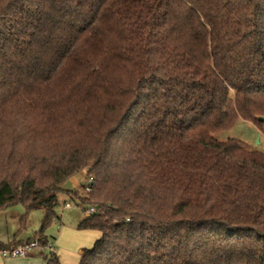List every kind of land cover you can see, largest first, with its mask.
Returning <instances> with one entry per match:
<instances>
[{"label":"trees","instance_id":"obj_1","mask_svg":"<svg viewBox=\"0 0 264 264\" xmlns=\"http://www.w3.org/2000/svg\"><path fill=\"white\" fill-rule=\"evenodd\" d=\"M259 117L264 0H0V211L44 209L27 241L64 197L96 208L79 264H264V153L214 136Z\"/></svg>","mask_w":264,"mask_h":264},{"label":"rangeland","instance_id":"obj_2","mask_svg":"<svg viewBox=\"0 0 264 264\" xmlns=\"http://www.w3.org/2000/svg\"><path fill=\"white\" fill-rule=\"evenodd\" d=\"M214 136L219 140H227L230 138L242 140L245 142L249 150L264 153V130L260 129V127L252 121H246L240 118L231 128L218 131ZM75 181L76 183L73 184L75 187L74 189L83 193L84 186L86 182H88L87 172L85 171L78 174ZM64 200V197H62L61 204L57 207L60 219L54 221V223L47 229L46 233H51L55 237H59V231L63 229L60 236V244L66 252L67 258H74V261H78L79 263L81 256L79 257V255L74 252L77 244L82 243L81 245L83 248H92L98 238H93L92 236L88 237V234H90L89 231L78 227L79 221L88 213L84 212L81 206H77L74 201H70L69 199L66 201L71 203V207L65 206L66 201ZM44 212V209H39L33 212L34 215L31 217L30 224L28 225V233L31 235L35 231L32 230L33 227H37L39 223L38 219L41 214L44 216Z\"/></svg>","mask_w":264,"mask_h":264},{"label":"crops","instance_id":"obj_3","mask_svg":"<svg viewBox=\"0 0 264 264\" xmlns=\"http://www.w3.org/2000/svg\"><path fill=\"white\" fill-rule=\"evenodd\" d=\"M75 177L70 179L63 187L65 189L74 190V183ZM66 206V205H65ZM36 210L30 212L27 224L23 228L21 227V216L25 212L24 207L21 205H14L11 207H8L7 209L0 211V242L8 243L13 240L16 241H27L30 237L33 236L34 233H36L41 226L42 218L44 217L43 214L39 217V223L37 227H33L34 233L31 235L29 232L28 225L30 224V219L34 215L33 212ZM45 215V212H44ZM38 217V216H37ZM31 227V226H30ZM61 229L59 232V237H55L51 233L48 234V237L50 240H53L56 245V255L58 256L59 260L62 264H79L78 261L75 262L74 258H67L66 252L63 250L61 244H60V236L62 233ZM86 231H89L90 234H88V237L93 238H99L101 235V231L95 230V229H86ZM82 243H78L76 248L74 249L75 254L79 255V257L82 254ZM85 248V247H84ZM71 260V261H70ZM0 264H46L45 256L40 251H34L30 256L28 257H9L6 258L3 255L0 254Z\"/></svg>","mask_w":264,"mask_h":264},{"label":"built area","instance_id":"obj_4","mask_svg":"<svg viewBox=\"0 0 264 264\" xmlns=\"http://www.w3.org/2000/svg\"><path fill=\"white\" fill-rule=\"evenodd\" d=\"M92 180V178L90 179ZM87 183V182H86ZM86 190H90L89 187H86ZM67 207H71V203L68 202L66 204ZM96 211L95 207H91L90 210L87 211L88 214L93 213ZM40 251L45 252L47 254V259H52L56 255V245L53 240H49L47 244H41L39 240H32L27 241L24 244L12 247V248H6V249H0V254L3 255L6 258L9 257H28L30 256L34 251Z\"/></svg>","mask_w":264,"mask_h":264},{"label":"water","instance_id":"obj_5","mask_svg":"<svg viewBox=\"0 0 264 264\" xmlns=\"http://www.w3.org/2000/svg\"><path fill=\"white\" fill-rule=\"evenodd\" d=\"M259 120L264 122V117H259Z\"/></svg>","mask_w":264,"mask_h":264}]
</instances>
